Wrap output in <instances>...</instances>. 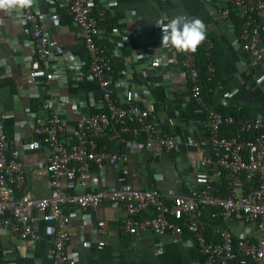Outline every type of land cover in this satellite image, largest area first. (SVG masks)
<instances>
[{"label": "crops", "instance_id": "1", "mask_svg": "<svg viewBox=\"0 0 264 264\" xmlns=\"http://www.w3.org/2000/svg\"><path fill=\"white\" fill-rule=\"evenodd\" d=\"M101 1L107 9L106 33L98 41L115 53L113 67L117 77L124 80L115 91L118 101L127 104L133 97L140 107H153L158 128L173 133L177 147L168 153L156 152L154 147L131 149L118 126L111 125L97 143L125 153V160L119 167L105 165L102 169H92L85 191L103 187L118 189L124 183L136 188L154 186L170 202L172 197L184 195L189 189L201 188L206 177L215 186H225L223 172L214 162L208 142L206 112L190 96L178 52L161 45L162 33L156 22L164 15L169 18L183 15L204 23L206 37L199 45L211 40L217 66L213 85L205 86L204 95L212 105L241 111L249 117L256 113L264 115V32L261 64L251 65L246 54L231 46L238 31L235 11L227 17L220 14L230 0ZM31 4L39 11L51 50L50 57L42 60L40 67L57 69V73L53 77L31 74L33 51L23 25L12 11L0 10V123L23 162L25 182L19 193L41 198L52 189L45 173L49 151L34 133L36 118L47 115L45 103L56 100L55 108L65 125V135L71 136L81 115L102 107V98L97 83L88 77V54L80 29L50 0H32ZM137 53L143 55L133 59ZM75 61L82 62L79 70ZM223 97L227 98L226 105L221 104ZM203 160L205 164L201 165ZM66 211L70 215L66 249L72 257L70 264H203V255L188 232L157 236L148 229L135 234L123 231L120 222L126 214L122 205L102 203L87 212L67 206ZM210 213V208L203 211L208 222L205 229L208 240L218 242L224 227L229 228L234 238L243 234L254 236L253 225L241 216L214 220ZM100 220L107 223L104 235L95 230ZM54 225L46 213H39L37 235L32 240L1 233L2 264H51L49 251ZM100 240L105 242L99 249Z\"/></svg>", "mask_w": 264, "mask_h": 264}, {"label": "built area", "instance_id": "2", "mask_svg": "<svg viewBox=\"0 0 264 264\" xmlns=\"http://www.w3.org/2000/svg\"><path fill=\"white\" fill-rule=\"evenodd\" d=\"M50 1L56 9L63 10L81 31L88 54V77L100 89L102 107L81 115L77 127L71 130V136H67L65 125L55 108L56 100L45 103L47 115L36 118L34 133L49 151L45 173L52 189L48 196L41 198L19 193L25 182L23 162L18 157L17 148L7 140L0 123V234L6 232L21 240H32L37 235L38 214L46 213L55 222L49 251L51 264H70L72 257L66 250L70 215L66 207L75 206L87 212L102 203H110L125 208L126 215L121 219L120 228L126 233L135 234L147 229L157 236L188 232L195 238L203 255V264H264V115L256 113L252 117L236 118L209 108L201 93L200 69L195 60L197 49L194 52H178L179 63L186 71L190 96L206 112L208 142L214 162L223 172L225 195L211 185L208 177L201 188L189 189L184 195L172 197L170 202L154 186L136 188L124 183L118 189L103 187L85 191L92 169H102L105 165L119 167L125 160V153L97 145V140L111 125L118 126L120 134L127 136L125 143L131 149L154 147L156 152L168 153L176 149L177 139L173 133L158 128L153 107L142 108L133 97L127 104L118 101L115 91L124 80L117 77L113 67L115 53L98 41L106 33L105 3L101 0ZM231 11L242 19L231 46L246 54L251 65H260L263 58L264 0H230L229 6L223 8L220 14L227 17ZM12 12L22 23L23 32L31 42V74L56 76L57 69L40 67V62L50 57L51 50L41 27L39 11L31 4L19 12ZM53 17L56 18V15ZM166 18L169 17L164 15L159 20ZM112 32H117V29H112ZM206 48L210 55L212 42L209 39ZM141 55L137 53L132 58ZM75 62V68L79 70L82 62ZM208 71L210 76L214 73L211 63ZM144 92L148 93L146 89ZM221 104H227L226 97ZM224 124L235 125L232 136L221 134L220 126ZM245 134H250V137ZM191 143L196 144L194 140ZM204 164L205 160L201 161V165ZM206 208L211 209L210 217L214 220L241 216L253 225L254 236L243 234L234 238L229 228L224 227L220 230L218 242L208 240L205 235L208 222L203 216ZM107 228V223L100 220L95 230L104 235ZM104 242L98 241L97 248L100 249Z\"/></svg>", "mask_w": 264, "mask_h": 264}, {"label": "clouds", "instance_id": "3", "mask_svg": "<svg viewBox=\"0 0 264 264\" xmlns=\"http://www.w3.org/2000/svg\"><path fill=\"white\" fill-rule=\"evenodd\" d=\"M31 3L32 0H0V10L19 12ZM156 24L162 33L161 45L177 52H194L206 37L205 25L198 18L178 15L164 21L157 20Z\"/></svg>", "mask_w": 264, "mask_h": 264}, {"label": "trees", "instance_id": "4", "mask_svg": "<svg viewBox=\"0 0 264 264\" xmlns=\"http://www.w3.org/2000/svg\"><path fill=\"white\" fill-rule=\"evenodd\" d=\"M235 20H236V29L239 31L242 19L240 17H237V19H235ZM210 53L211 54L208 55V51H207L206 45L204 43H202L201 45H199L197 47L195 60H196L197 65L200 69V86H201V93H202V97L204 99V102L207 104V106L209 108L216 109V110L220 111L223 115L229 114V115H232L236 118L241 117V116L242 117H244V116L249 117V116H246L245 114H243V112H241V111L227 110L223 106L218 107L216 105H212L211 100L205 97V95H204L205 86L207 84L213 85L214 75H215V72L217 70L213 44H212V48L210 50ZM210 63L214 66V73L211 76L209 75V71H208V65ZM220 128H221V134L224 136H232L234 134L235 129H236L235 125H232V124H224V125L220 126ZM122 136L124 139L127 138V136L125 137V135H122ZM245 136L250 137V134H245ZM97 145H98V147H102L103 143H99ZM106 148L109 149V146H106ZM211 185L214 186L219 191L220 194L225 195L226 186H224V185L215 186L214 183H212V182H211ZM184 232H186V231H184Z\"/></svg>", "mask_w": 264, "mask_h": 264}]
</instances>
